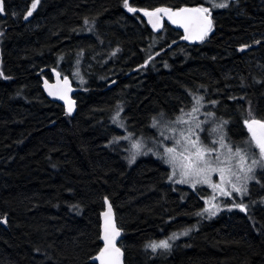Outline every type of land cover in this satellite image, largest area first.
<instances>
[{
	"label": "trees",
	"instance_id": "trees-1",
	"mask_svg": "<svg viewBox=\"0 0 264 264\" xmlns=\"http://www.w3.org/2000/svg\"><path fill=\"white\" fill-rule=\"evenodd\" d=\"M32 2L5 0L0 16V264H92L105 196L124 264H264V187L249 183L247 213L203 218L207 190L172 187L151 152L131 166L127 140H113L122 109L132 140L157 141L153 123L187 110L190 93L228 121L232 145L249 140V101L264 119V0H129L150 11L209 7L213 30L199 43L167 22L154 31L123 0H40L25 20ZM220 2L229 6L212 7ZM53 69L76 88L73 117L40 89ZM185 230L168 252L145 248Z\"/></svg>",
	"mask_w": 264,
	"mask_h": 264
},
{
	"label": "snow or ice",
	"instance_id": "snow-or-ice-1",
	"mask_svg": "<svg viewBox=\"0 0 264 264\" xmlns=\"http://www.w3.org/2000/svg\"><path fill=\"white\" fill-rule=\"evenodd\" d=\"M39 3L40 0H33L30 10L23 17L25 20L33 15ZM228 6L227 2L212 5L213 8H227ZM123 7L129 13L142 12L143 16L148 18V23L156 30L163 28L164 18L166 17L171 24L183 28L184 34L182 39L187 41L203 42L213 30L212 11L209 7L185 6L177 9L157 7L150 11L148 9L133 7L129 3V0H123ZM4 13L5 0H0V14ZM89 23V20L85 18V26L89 25ZM91 30V28H88V31ZM2 35L4 33L0 32V36ZM255 43L259 44L260 41H255ZM247 47H250V45L241 46L239 51L244 52ZM151 58L149 57V59ZM147 63L148 61L142 67L146 66ZM2 75L3 73L0 72V76ZM57 76H59V73H57ZM4 78L10 79V77ZM45 87L48 90L49 96L57 97L65 102L68 114H71L75 101L68 95L71 91L68 77H64L63 87L58 83L53 88L47 81H45ZM190 95H192L194 103L189 112H185L182 108L180 110L181 115L176 117L174 121H157L153 123V127H157L158 123H164V127L168 128L172 133L178 132V136H166L164 131L160 132V135L165 140H172L173 145L170 147L165 146L161 142L154 140V147H148L146 150H143L145 146L142 140L133 141V151L130 154L129 162L135 163L137 155H146L148 152H152L162 163L170 167L171 173L168 176L170 182L189 184L193 189H196L197 185H208L212 189L213 194L205 200L207 207L202 212L196 214L203 215L204 213H208L209 218H211V216L216 215L220 211V205L214 202L216 200V193H219L221 197H231L233 193H237L241 197V200H243L244 197L250 195V182L254 181L256 184L264 187V179H262L264 178V119H260L255 115L249 101L248 117L244 118L243 123L248 133H250V140H245L242 145H232L226 142L227 133L224 131V126L228 121L217 118L215 112L211 110L204 113L207 119L200 121L198 114L204 106L205 97L194 93H190ZM231 98L237 99V97ZM240 99H244V97H240ZM210 103L215 106L218 104V101L211 100ZM119 111H122V109L118 110L114 121L119 117ZM161 116H164V114H161ZM203 123L213 124L210 134H216L217 138L212 140L211 145L205 144L198 135L197 130H203L201 127ZM174 125H184V127L177 129ZM120 126L123 127L122 122ZM131 138L132 134L129 133L128 136L114 137L113 140L125 139L131 141ZM216 144H219V149L213 146ZM161 148L163 149L162 151H160ZM258 170H260V176L257 175ZM213 174L219 175V183L213 182ZM104 201L107 204V211L102 213L103 224L102 235L100 236V239L103 241V247L91 259L99 261V264H123L122 258L124 253L117 246V238L121 235L122 230L117 227L112 205L108 202L107 196L104 197ZM261 202H264V198H262ZM248 207L243 202H233L229 210L237 208L241 212L247 213ZM2 222L6 224L7 218L5 217ZM179 235H188V230L180 234L173 233L171 237L158 242H149L145 245V248L146 250L151 249L153 253L159 250L168 252L172 248L170 241L178 239Z\"/></svg>",
	"mask_w": 264,
	"mask_h": 264
},
{
	"label": "rangeland",
	"instance_id": "rangeland-1",
	"mask_svg": "<svg viewBox=\"0 0 264 264\" xmlns=\"http://www.w3.org/2000/svg\"><path fill=\"white\" fill-rule=\"evenodd\" d=\"M212 1V0H211ZM221 3V2H220ZM182 33V32H181ZM183 35V34H182ZM71 69V68H70ZM74 79L75 81H79L80 79V71H79V74H76V76L74 75ZM81 81H79V84H80ZM196 95H199V94H196ZM194 103V102H193ZM192 104L189 105L188 109L185 110V112H189L191 107H192ZM205 111H209L208 107L205 105L203 106L201 109H200V113L198 114V118L200 121H205L207 118L205 117L204 113ZM181 113H179L176 117L180 116ZM115 117H117V115H115ZM175 118H173L172 120L174 121ZM164 121V120H163ZM168 120H165L164 122H166ZM122 121H119V117L117 118L116 121H114V124L116 125V127L123 133L121 136H128L129 135V132L126 129V122L123 121L122 124H123V127L120 126ZM160 125V124H159ZM161 129L160 131L157 132V141L161 142L163 145L165 146H172L173 145V141L172 140H165L161 135H160V132L161 131H164L165 135H177L178 136V132L177 133H172L168 128H165L164 127V123L162 124L161 123ZM174 127H176L177 129L179 128H182L184 127V125H174ZM202 127V131L201 130H197L198 132V135L200 136L201 140L205 143V144H208V145H211L212 144V140L213 139H216L217 136H215L214 134H210V130L211 128L213 127V124L212 123H203L201 125ZM133 138V137H132ZM131 138V141L127 140L125 141V146L127 145V148L125 147V151L127 152V158H128V161H129V157H130V154L131 152L133 151L132 149V142L133 141H140L142 140L143 141V144L145 146V148L143 150H146L148 147L147 145H149L151 143L150 140L146 139V138H140V139H135V140H132ZM250 140V139H249ZM227 143H231L230 141L226 140ZM232 144V143H231ZM243 143H239V144H236V145H242ZM214 147H216L217 149H219V144H216V145H213ZM151 147H154L153 145V142L151 143ZM163 149L161 148L160 151H162ZM151 154H153L151 152ZM154 155V154H153ZM151 155L149 153H147L146 155L144 154H140V155H137L136 157V160H139L141 158H149ZM156 156V155H154ZM134 163H131L130 165L132 166ZM164 164V163H163ZM165 167H167V169L171 172V169L168 165L164 164ZM169 167V168H168ZM260 171V170H259ZM212 180L213 182L215 183H219V175L218 174H213L212 176ZM250 183H254L253 182H250ZM172 184V187H175V186H182L186 191H190V192H193V191H199V190H207L208 192L206 193V195H204L203 197H201V203H202V210L201 212L203 211L204 208L207 207V205L205 204V200L208 199L213 193H212V189L208 186V185H197L196 189H193L189 184H177V183H174V182H171ZM204 193V192H203ZM240 196L239 194L237 193H233V195L231 197H221L219 195V193H216V200L214 201L215 203H218L220 205V211L217 212L216 215L214 216H211V217H215V216H218L219 214H222V213H229V212H232L234 210H236L237 208H231V210H229V208L231 207L232 203L233 202H236V203H239V202H243V200H240ZM261 198V197H260ZM264 198V197H262ZM240 200V201H239ZM203 218H209L208 216V213H204L203 215ZM181 233V232H180ZM179 233V234H180ZM183 233V232H182ZM182 235H179V237H181ZM187 237V236H186ZM175 241V240H174ZM174 241H170L171 242H174Z\"/></svg>",
	"mask_w": 264,
	"mask_h": 264
},
{
	"label": "water",
	"instance_id": "water-1",
	"mask_svg": "<svg viewBox=\"0 0 264 264\" xmlns=\"http://www.w3.org/2000/svg\"><path fill=\"white\" fill-rule=\"evenodd\" d=\"M0 16L1 17H5V13L4 14H0ZM144 17V19L148 22V18L147 17H145V16H143ZM164 22H167V23H169V24H171V22L170 21H168L167 20V18L165 17L164 18ZM149 24V23H148ZM150 25V24H149ZM151 26V25H150ZM171 26H173V27H175L176 29H178V30H180L181 32H182V34H184V30H183V28H179V27H177L176 25H173V24H171ZM152 27V26H151ZM153 29V28H152ZM154 31H158V30H156V29H153ZM183 41H185V42H187V43H199L200 41H187V40H184L183 39ZM57 71H53V70H50V73H49V75H50V79H47V78H45V77H43V78H41V84H40V89H41V91H42V93H43V95L45 96V98L47 99V100H49V101H51V102H53V103H56V104H58V105H60L62 108H63V110H64V112L68 115V116H70V117H73V115L75 114V112H76V100L74 99V95H75V92H76V88H75V86L73 85V83L71 82V80L69 79V77H68V80H69V86H70V88H71V91L68 93V95L70 96V98L72 99V100H74L75 101V104H74V107H73V111H72V113L71 114H68V111H67V105L65 104V102L63 101V100H60V99H58L57 97H54V96H49L48 95V90H47V88L45 87V81H47L48 82V84L50 85V86H52L53 88H55L56 86H57V84L59 83V85L61 86V87H63V79H64V77L65 76H62L60 73H59V76H57ZM109 202V201H108ZM105 211H107V204L105 203V201H104V209H103V211H102V213L103 212H105ZM102 213L100 214V236L102 235V224H103V216H102ZM113 213H114V211H113ZM114 217H115V213H114ZM115 221H116V219H115ZM117 224V223H116ZM118 227V226H117ZM119 228V227H118ZM121 235H122V231H121ZM121 235L117 238V246L119 247V242H120V239H121ZM100 236H99V241H100V243H101V248L103 247V241H102V239H100ZM100 248V249H101ZM100 251V250H99ZM99 251H98V253H99ZM123 251V250H122ZM98 253H96V255L98 254ZM95 255V256H96ZM123 264H124V255H123ZM90 262L92 263V264H99V261H96V260H94V259H91L90 260Z\"/></svg>",
	"mask_w": 264,
	"mask_h": 264
},
{
	"label": "bare ground",
	"instance_id": "bare-ground-1",
	"mask_svg": "<svg viewBox=\"0 0 264 264\" xmlns=\"http://www.w3.org/2000/svg\"><path fill=\"white\" fill-rule=\"evenodd\" d=\"M190 220V219H189Z\"/></svg>",
	"mask_w": 264,
	"mask_h": 264
}]
</instances>
